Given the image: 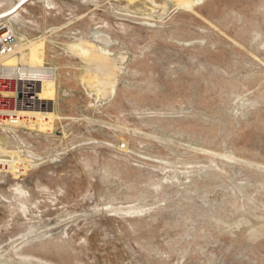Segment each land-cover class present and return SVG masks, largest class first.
<instances>
[{
    "label": "rangeland",
    "instance_id": "rangeland-1",
    "mask_svg": "<svg viewBox=\"0 0 264 264\" xmlns=\"http://www.w3.org/2000/svg\"><path fill=\"white\" fill-rule=\"evenodd\" d=\"M194 3L0 0L57 114L0 124V264H264V0Z\"/></svg>",
    "mask_w": 264,
    "mask_h": 264
},
{
    "label": "bare ground",
    "instance_id": "bare-ground-1",
    "mask_svg": "<svg viewBox=\"0 0 264 264\" xmlns=\"http://www.w3.org/2000/svg\"><path fill=\"white\" fill-rule=\"evenodd\" d=\"M195 1L199 0H180V4L189 7ZM0 21H6L7 23H5L9 24L8 20L5 17L0 18ZM16 37L17 47L15 51L5 56L2 59L1 64L5 67L7 74L10 77L18 80L17 82L19 88L24 89L25 86L30 87L31 85H35L36 94L29 103H18L17 109L14 112L18 115L27 116V119H29V121L27 119L26 120L28 121L29 125L33 127L37 126L41 130H49L52 128V121L54 117L57 116V114L55 113L56 110L54 111V105L50 96L47 95L39 85V81H41L45 77L44 42L42 40L29 39H27V41L25 42H22L23 39L20 38L17 34ZM22 49L28 50L29 59L26 69H22L14 62H11L13 54L16 51ZM30 117H32V119ZM20 121H18L19 124Z\"/></svg>",
    "mask_w": 264,
    "mask_h": 264
},
{
    "label": "built area",
    "instance_id": "built-area-1",
    "mask_svg": "<svg viewBox=\"0 0 264 264\" xmlns=\"http://www.w3.org/2000/svg\"><path fill=\"white\" fill-rule=\"evenodd\" d=\"M4 12H0L2 14ZM2 17V16H1ZM0 17V18H1ZM0 124H15L22 118L14 111L17 109L18 103L30 102L36 94V86L31 85L23 88L18 87V80L15 78L14 90H9V79L13 78L7 74L4 66H2V59L13 53L17 47L16 32L12 28L0 21ZM52 66H48L51 69Z\"/></svg>",
    "mask_w": 264,
    "mask_h": 264
}]
</instances>
